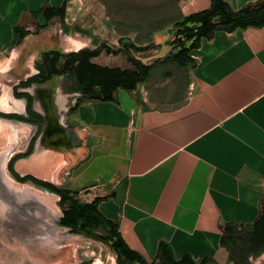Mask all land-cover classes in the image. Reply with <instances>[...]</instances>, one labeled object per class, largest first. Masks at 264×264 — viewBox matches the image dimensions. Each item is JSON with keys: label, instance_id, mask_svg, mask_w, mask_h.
<instances>
[{"label": "crops", "instance_id": "1", "mask_svg": "<svg viewBox=\"0 0 264 264\" xmlns=\"http://www.w3.org/2000/svg\"><path fill=\"white\" fill-rule=\"evenodd\" d=\"M224 1L235 12L258 4L250 11L264 13V0ZM66 3L0 0V114L27 119L0 116V163L12 175L11 161L37 139L33 154L15 162L16 173L83 190V202L105 198L99 210L119 223L124 243L148 264H264V250L250 252L246 231L264 213V26L216 31L190 53L188 68L148 63L147 81L116 90L114 101L81 93L67 74L20 87L38 74L46 40L74 41L67 17L68 32L59 18L42 28L34 17ZM184 5L189 16L210 9L212 0ZM58 25L65 32L54 30ZM16 29L30 32L26 42L13 45ZM16 87L33 99L42 122L29 116L28 100L16 97ZM229 225L232 234L225 232ZM223 237L230 246L222 245ZM99 242L111 250L105 261L102 252L86 251L76 264H119L113 245Z\"/></svg>", "mask_w": 264, "mask_h": 264}, {"label": "rangeland", "instance_id": "2", "mask_svg": "<svg viewBox=\"0 0 264 264\" xmlns=\"http://www.w3.org/2000/svg\"><path fill=\"white\" fill-rule=\"evenodd\" d=\"M185 0H68L67 22L77 49L106 43L121 49L132 41L147 58L173 45L175 27L184 17ZM54 30L65 32L60 25ZM81 28L90 32L84 35ZM37 30V24L31 27ZM170 53H168L169 55ZM96 63L125 67L124 58L103 51ZM169 76V74H164ZM162 76L161 79L165 78ZM13 175V174H12ZM0 163V264H76L91 251L107 259L110 248L81 234H72L59 221V199L28 185L17 184Z\"/></svg>", "mask_w": 264, "mask_h": 264}, {"label": "trees", "instance_id": "3", "mask_svg": "<svg viewBox=\"0 0 264 264\" xmlns=\"http://www.w3.org/2000/svg\"><path fill=\"white\" fill-rule=\"evenodd\" d=\"M257 5L258 4L255 6L251 5L244 10L235 12L230 9L224 0H212L210 9L180 17L175 24L177 35L173 42L174 49L165 59L156 61V65L173 63L180 67L188 68L194 64V60L190 56V53L200 46L202 39L212 38L216 31L227 30L232 32L239 28L246 29L250 26H264V13L250 11L253 6L256 7ZM67 7L68 5L66 3L61 7L46 9L44 12L34 14V17L44 22L42 28H45L47 22L52 18H59L64 23V27L68 32L69 29L65 24ZM15 33L16 39L13 45L19 44L30 32L16 29ZM103 51H107V53L115 56H125L130 68H109L93 63L92 59L99 57ZM143 51V48H140L132 41L128 42L121 49H113L104 43L96 51L83 49L79 52L64 56L63 59L67 57L68 59L60 68L57 67V64H60V59L62 58L61 54L55 52L49 55L45 54L46 56L44 55L43 57L44 64L38 66L39 75L21 83L20 87L26 88L34 83L44 82L51 79L54 75L71 74L76 79L78 90L81 93L91 94L92 98L96 100L114 101L113 93L116 90H135L139 84H143L147 81L153 69V65L145 66L132 56V52L140 54ZM94 87H101L102 93L99 95L94 94ZM17 90L16 87V97H25L28 100L27 111L29 116L36 119L38 122H42L43 118L33 110V99L29 95L19 94ZM80 104V102H77L74 109L76 110ZM0 116L9 119L27 120L19 115L0 114ZM36 140L33 141L30 150L26 154L20 155L11 161L9 170L14 177L21 183L32 182L38 187L44 188L60 198L59 204L63 208V215L59 224L62 227L68 228L73 234L85 232L89 235H97L102 241L112 244L118 256L119 264H123L121 262L122 258H126L131 263L148 264L138 253L132 251L124 243L119 232V223L108 219L99 210V206L105 198L98 197L92 202H83L80 199L83 190L59 188L33 176L20 177L16 173L14 168L15 162L33 154ZM233 228L234 226L229 225L225 228V232L232 234ZM246 231L251 236V242L249 244L251 248L250 252H254L255 254L262 252L264 250V213L258 223L251 227H247ZM228 242H226L225 237H223L222 245L228 247L230 246ZM162 248L163 245L160 246V252L158 254V258L160 259L162 257ZM189 264L194 263L191 262Z\"/></svg>", "mask_w": 264, "mask_h": 264}, {"label": "water", "instance_id": "4", "mask_svg": "<svg viewBox=\"0 0 264 264\" xmlns=\"http://www.w3.org/2000/svg\"><path fill=\"white\" fill-rule=\"evenodd\" d=\"M76 30H79L82 33H86L88 35L90 34V32H88V31H86L84 29H81V28H77ZM45 31H43V34L41 33L43 37H46L48 35ZM26 39L27 38L23 39L22 41L26 42ZM75 43H76L75 41H72V42H67V43L64 44L61 39L59 41H57V42H54L52 40H50V41L46 40V47L40 48L41 51L38 52L37 55H38V57L42 58L47 53L55 52V53H59V54L62 55V58L60 59L62 61L64 56H67V55H69L71 53H75V52H78L80 50H83V49L75 48ZM173 49H174L173 46H170L166 50H163V51L159 52L156 55H153V56H150V57H147V58H141V57L136 56V59L141 61L144 65H147L148 63H151L153 61L163 59ZM55 76H58V75H54L52 78H54ZM30 78H32V77H29V79ZM51 79H49V80H51ZM24 82H26V81H23L22 83H24ZM45 82H47V80ZM80 234L103 242L101 240V238L98 237L97 235H89V234H87L85 232H80ZM103 243H106V242H103Z\"/></svg>", "mask_w": 264, "mask_h": 264}, {"label": "flooded vegetation", "instance_id": "5", "mask_svg": "<svg viewBox=\"0 0 264 264\" xmlns=\"http://www.w3.org/2000/svg\"><path fill=\"white\" fill-rule=\"evenodd\" d=\"M87 31V30H86ZM89 32V31H88ZM84 35H88V34H86V33H83ZM90 35V34H89ZM102 44H104V43H102ZM106 44V43H105ZM102 45H99V47H95V48H91V47H88V48H86V49H84V50H90V51H96V50H98L100 47H101ZM173 46V45H172ZM79 52V51H78ZM51 53H53V52H50V53H47L46 55H49V54H51ZM103 53V52H102ZM101 53V54H102ZM45 55V56H46ZM101 56V55H100ZM99 56V57H100ZM44 57V56H43ZM99 57H97V58H99ZM97 58H93V59H97ZM68 59V57L67 58H64V60H63V62H60V64H57V67H62L63 65H64V63L66 62V60ZM92 59V60H93ZM44 64V58L42 59V61L41 62H39L38 64H37V69H38V66H40V65H43ZM48 68V67H47ZM46 69V68H45ZM47 70V69H46ZM37 75H39V70H38V74ZM36 75V76H37ZM68 76H67V79L70 81V82H72L73 83V85H74V87H77V82H76V79L74 78V76H72L71 74H67ZM18 89V88H17Z\"/></svg>", "mask_w": 264, "mask_h": 264}, {"label": "bare ground", "instance_id": "6", "mask_svg": "<svg viewBox=\"0 0 264 264\" xmlns=\"http://www.w3.org/2000/svg\"><path fill=\"white\" fill-rule=\"evenodd\" d=\"M75 48H78L76 44H75Z\"/></svg>", "mask_w": 264, "mask_h": 264}]
</instances>
